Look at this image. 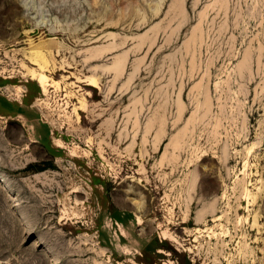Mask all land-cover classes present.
<instances>
[{"label": "rangeland", "instance_id": "1", "mask_svg": "<svg viewBox=\"0 0 264 264\" xmlns=\"http://www.w3.org/2000/svg\"><path fill=\"white\" fill-rule=\"evenodd\" d=\"M0 264H264V0H0Z\"/></svg>", "mask_w": 264, "mask_h": 264}, {"label": "bare ground", "instance_id": "2", "mask_svg": "<svg viewBox=\"0 0 264 264\" xmlns=\"http://www.w3.org/2000/svg\"><path fill=\"white\" fill-rule=\"evenodd\" d=\"M248 56V55H247ZM246 56V57H247ZM245 57V58H246ZM244 58V59H245ZM120 59V58H119ZM114 60V59H113ZM245 64V63H244ZM113 65H114V63H113ZM119 65H120V63H119ZM243 65V64H242ZM241 65V66H242ZM247 65V64H246ZM115 67V66H114ZM117 67V66H116ZM243 67H245V66H243ZM111 68V67H110ZM45 67L44 66H42V65H40V67H39V70L38 71H36V70H34V69H31L30 71H29V73H30V75H31V77L34 79V80H36L38 83H39V85L41 86V88H42V91L45 93L46 91H47V88L50 86V85H52L50 82H49V79H48V76L45 74ZM113 71H115V70H113ZM116 72V71H115ZM118 72V71H117ZM117 74V73H116ZM89 86H92V87H97V82H96V80L94 79V78H90V79H88V83H87ZM48 92V91H47ZM193 178H195V177H193ZM194 180V179H193ZM192 181V180H191ZM195 181V180H194ZM194 181H193V183H194ZM193 187V186H192ZM202 211H199L198 212V214H197V218H196V221H199V219H200V217H201V213ZM138 217V216H137ZM139 219V218H138ZM187 232V231H186ZM196 239V238H195ZM242 246V245H241ZM244 246V245H243ZM247 246V245H246ZM242 250V249H241ZM247 250V249H246ZM245 250V251H246ZM242 251H244V250H242ZM248 251H250L249 249H248ZM247 252V251H246ZM248 253V252H247ZM246 253V254H247Z\"/></svg>", "mask_w": 264, "mask_h": 264}]
</instances>
